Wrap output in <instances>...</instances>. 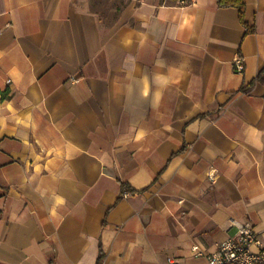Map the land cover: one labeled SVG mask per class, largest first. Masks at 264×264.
I'll return each mask as SVG.
<instances>
[{
    "label": "crops",
    "instance_id": "crops-1",
    "mask_svg": "<svg viewBox=\"0 0 264 264\" xmlns=\"http://www.w3.org/2000/svg\"><path fill=\"white\" fill-rule=\"evenodd\" d=\"M90 1L0 0V264H203L230 219L264 248V0L247 35L216 0Z\"/></svg>",
    "mask_w": 264,
    "mask_h": 264
},
{
    "label": "built area",
    "instance_id": "built-area-1",
    "mask_svg": "<svg viewBox=\"0 0 264 264\" xmlns=\"http://www.w3.org/2000/svg\"><path fill=\"white\" fill-rule=\"evenodd\" d=\"M233 69L241 72L244 69L243 61L236 57L233 62ZM75 82V77H70ZM207 180L214 181L211 167L206 171ZM230 227L233 234L223 240L216 250L204 253L198 245L191 247L193 257L203 256V264H264V248L261 246L259 233L247 224L235 219H230Z\"/></svg>",
    "mask_w": 264,
    "mask_h": 264
},
{
    "label": "rangeland",
    "instance_id": "rangeland-1",
    "mask_svg": "<svg viewBox=\"0 0 264 264\" xmlns=\"http://www.w3.org/2000/svg\"><path fill=\"white\" fill-rule=\"evenodd\" d=\"M124 4L123 0H91L90 9L97 14L101 23L111 24Z\"/></svg>",
    "mask_w": 264,
    "mask_h": 264
},
{
    "label": "trees",
    "instance_id": "trees-1",
    "mask_svg": "<svg viewBox=\"0 0 264 264\" xmlns=\"http://www.w3.org/2000/svg\"><path fill=\"white\" fill-rule=\"evenodd\" d=\"M217 6L219 8H235L237 10L238 14V20L240 24L244 28V35H247L249 33H252L254 31L253 27H249L244 19V12H245V4L243 0H216ZM0 96L2 99L6 98L8 96L7 91L0 92ZM122 188L124 189L125 186L122 184ZM133 193L134 191H130ZM101 262V255L99 254L97 258L96 264H100Z\"/></svg>",
    "mask_w": 264,
    "mask_h": 264
}]
</instances>
